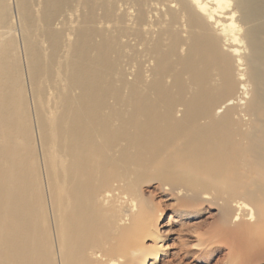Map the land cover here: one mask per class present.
I'll list each match as a JSON object with an SVG mask.
<instances>
[{
  "label": "bare ground",
  "instance_id": "obj_1",
  "mask_svg": "<svg viewBox=\"0 0 264 264\" xmlns=\"http://www.w3.org/2000/svg\"><path fill=\"white\" fill-rule=\"evenodd\" d=\"M12 1L0 0V264H129V250L155 264L151 182L186 192L182 206L215 204L229 264H264L253 0Z\"/></svg>",
  "mask_w": 264,
  "mask_h": 264
},
{
  "label": "rangeland",
  "instance_id": "obj_2",
  "mask_svg": "<svg viewBox=\"0 0 264 264\" xmlns=\"http://www.w3.org/2000/svg\"><path fill=\"white\" fill-rule=\"evenodd\" d=\"M66 2H59V9L65 7ZM10 3L13 5L12 0ZM251 11L262 16V21L257 24H264V0H253ZM78 15L79 11H75L71 20H78ZM234 22L242 33L243 24L239 13H235ZM260 39L264 43V27L261 28ZM157 185L156 182L142 185L143 196L152 207L159 209L160 257L155 264H229L228 250L219 234L222 225L215 204L204 200L196 205L190 203L182 206L181 198L186 192L175 193L174 189H163ZM139 253L129 250L132 256L129 264H148L151 261L148 253V258L142 262L143 256ZM109 260L104 258L102 262L107 263Z\"/></svg>",
  "mask_w": 264,
  "mask_h": 264
}]
</instances>
